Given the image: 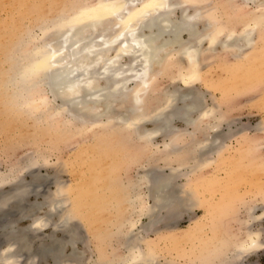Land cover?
<instances>
[{
  "label": "bare ground",
  "instance_id": "1",
  "mask_svg": "<svg viewBox=\"0 0 264 264\" xmlns=\"http://www.w3.org/2000/svg\"><path fill=\"white\" fill-rule=\"evenodd\" d=\"M204 2L205 0H85L79 6L73 5L70 10H67L69 7L60 10L52 18L42 19L37 28L39 35L27 30V33H21H26L23 40L18 41L17 38L10 51H7L11 53L3 58L4 63L8 64V72H12L8 80L0 82L6 86H0V93L3 97L8 94V97L0 100L4 103L12 100L7 103L10 105L8 109L19 108L22 111L23 108L25 115L40 113L43 118L56 125L57 138H61L59 135L62 132L66 136L86 133L92 135L91 146L85 150L86 155L90 154L88 161L92 162L86 168L88 175L84 172L86 170L81 171L80 178L69 188H65L69 192V201L59 200L57 207H64V214L58 215V222L59 227L62 225L61 231L64 230L62 233L68 235L73 233L70 229L71 232L68 233V228L75 218L90 232L92 223L98 218L96 216L107 211L106 208L117 211L116 216L109 218L107 223L125 253L117 256L119 249L111 247L112 245L110 248L113 252L108 256L98 250L97 264H162L159 261L163 258V253L161 255L160 252L173 251L178 246L174 242L178 236L177 224L185 209L204 207L203 219L192 220L186 229L179 232L182 238L192 236V239L199 240L205 220L219 207L208 196H202L198 201L196 188L198 189L197 184L202 185L205 180L202 178L203 170L216 163L212 157L214 149H219L215 153L221 162L227 157L230 148L225 139L228 135L225 136L218 130L224 124L229 126L231 122L227 113L218 112L222 101L207 106L203 93L198 92L197 86L205 78L200 60L206 53L217 54L214 51L220 49L229 52L236 61L232 74H243V77H234L233 82L243 83L244 79H251L254 75L248 71L254 66H260V74L264 75V0H230L236 7L235 10V7L232 8L234 15H229L221 7L223 15L220 18L215 15L216 7L206 9ZM245 7L249 10L244 11ZM237 24L241 26L240 31L235 29ZM121 59L125 61L120 62ZM173 68L177 72L176 77L182 91H178V87L170 89L172 91L164 89L166 92H161L160 97H152L157 75L166 71L169 73L168 70ZM177 80L173 78L171 82L174 84ZM233 82L234 87L241 85ZM207 83L213 85L212 81ZM5 88L12 91L11 95ZM48 93L53 99L60 100L58 107L51 105ZM151 97L154 100L151 101ZM115 103L117 107L114 106ZM16 113L18 114L17 111ZM179 122L183 124L182 127L176 126ZM148 124L153 126L151 130L146 129ZM257 127L255 131H260ZM209 133L214 135L207 142ZM197 134L205 136L206 141L198 140ZM159 136L163 139V151L158 152L157 156L161 154L158 159L152 158L162 161L166 166L175 164L176 167L170 168L168 175H163L155 168L137 181L128 180L131 182L128 185L112 187L111 194L103 196L104 185L97 186V183L104 180L100 177H115L120 162H133L134 157L128 152V144L135 142L136 145L139 143L152 150L155 139ZM243 140L249 148L246 149L248 157L250 151L254 154L264 148V143H260L261 140L255 136L249 135ZM244 149L236 151V155L238 153L244 158ZM229 154L228 158L231 156ZM155 155L156 153L153 154ZM260 157L259 161L256 160L258 157L255 158V163L262 160ZM112 159H115L114 163ZM106 160L111 162L104 174L97 167ZM263 162L264 160L261 161ZM260 168L257 170H261ZM85 177H93L92 182H87ZM181 177L185 178V184L179 183ZM9 178L0 177V185L7 183ZM13 178L15 180L12 183L16 185H13L15 188L11 190L13 194L10 199L5 192L6 197H0L1 216L13 208L20 211L26 209L23 206V199L27 194L25 188L21 186L22 181H18L20 178L11 179ZM32 179L36 183L39 178L33 176ZM61 188L64 187L57 189L55 196L59 193L61 196ZM46 196L42 204H36L35 209L45 206L48 211L56 212V204L48 194ZM11 202L13 206L9 205ZM30 206L27 209L33 208L34 211L32 206L35 204ZM254 210L255 208L247 210L248 216L243 222L246 231L239 237V248L229 249L228 244L233 239L229 233L221 242L218 239L212 241L206 255L191 258L198 260V264H240L248 251L257 250L261 245L260 231L252 229L258 219ZM126 215L130 220L129 217L123 220L122 217L127 218ZM142 218L146 221L141 222ZM211 221L212 218L210 223ZM214 222L215 220L212 223ZM44 227L45 218L37 217L32 221L28 232L37 233ZM96 233L94 234L97 235ZM28 235L26 232L18 237L15 233L6 235L3 242L6 248L0 252V264H17L18 256L11 249L14 242L20 244L21 251L31 256L27 264H36L34 259L40 258L57 260V255L59 257L65 248L63 241L58 243L52 237L38 239L36 235L31 238ZM74 236L70 237L72 243L78 238ZM35 241H38V245L32 247ZM72 261L80 264L78 256H74ZM170 262L171 260L165 263Z\"/></svg>",
  "mask_w": 264,
  "mask_h": 264
},
{
  "label": "rangeland",
  "instance_id": "2",
  "mask_svg": "<svg viewBox=\"0 0 264 264\" xmlns=\"http://www.w3.org/2000/svg\"><path fill=\"white\" fill-rule=\"evenodd\" d=\"M84 1L85 0H0V77L2 75L0 82L3 80L4 83V81L8 80L10 74L12 75V72H8V64L4 63V59L11 53H8L7 51H10V47L12 48V45L15 41H17V38L18 41L20 39L23 40L27 31H31L33 34L39 35L40 33L37 28L42 23V19L52 18L53 16H56L60 10H66V7H69L67 10H70L73 5L79 6V4H83ZM204 3H206V5L203 4L206 6V9L216 7L215 15L217 18H220L221 15H223V11L220 9L221 7L226 11V13L228 12L229 15H234L232 8L235 7V4L233 3L232 5L230 0H205ZM239 4L237 3V5ZM233 9L235 10L236 7ZM245 10L247 11L249 8L245 7L244 11ZM177 16L179 18V14ZM239 26V24L235 26L237 31H240L241 26L240 28ZM24 31L26 33L21 34ZM256 41L259 42V39ZM214 52L218 53L208 52L200 60L202 64L201 71L205 75V78L202 80L200 86H197V88L199 93H203L204 101L207 106L215 105V102H223L221 110L218 112L223 111L222 114L227 113V118L231 123L229 126H227V124L222 125L221 129L219 128L218 131H222L225 136L228 135V138L225 139V143L229 145L231 150H229V153L231 154H228L232 157L229 156V159L227 154L226 158L229 160L224 158L223 162H221L218 160L215 153L219 149H214L212 157L215 159L216 163L207 167L208 169L206 168L203 170L202 173L204 174V177L202 178L205 180L202 182V185L197 184L198 189L196 188L197 191H195L196 196L199 195L198 201L202 198V196H208V199L210 197V199L213 200L211 202L215 201L213 204L219 207H216L215 210L212 211L211 215L208 216V219L205 220V226L200 233L201 238L199 240H195L196 238L192 239V236L182 238V235L180 236L179 232L181 233L184 229H186L191 222H193L192 220L203 219V216L205 215H203V213H205L204 207L198 208L196 206L193 210L185 209V212H183L180 216L177 224L178 236L174 242H177L178 246L173 244V246H176V250L173 249V251L165 250L160 252L161 255L163 253V258L161 257L162 259L160 258L159 261L162 264H166L165 262H169L170 260L172 262H170V264H198L196 262L198 260H194L191 257L206 255V252L209 250V245L211 247L212 241L218 239V241L220 240L221 242L226 236H228L229 233L233 236V239L230 240L231 243L228 244L229 249L239 248L241 244L239 237L246 231V227L243 222L247 219L248 208H255L254 214L258 217V219L257 222L254 223L252 229L260 231L261 243H259L261 245L257 250L248 251L242 257L240 264H264V165H262L264 162L261 163V161L264 160V148H261L260 151L257 150L254 154L250 151L249 157L251 159H249L247 155L248 151L246 150L249 149L248 145L243 143V139L249 135H252L253 137L255 136L259 141L261 140L260 143H264V75L260 74V66H254L253 69L248 71V73H252V75H254L251 79H244L243 83L233 82L232 80L235 79L234 77H243V74L239 76H234L232 74L233 69L236 68L235 59L230 56L231 54L229 52L228 54L227 52L220 51V49H217ZM124 61V59H121L120 62ZM168 72L169 73L166 71V73L164 72L157 75L154 81V87L152 90L154 92L152 97H160L161 92H166L165 90L172 91L170 89H175L176 87L180 89V84L176 77V70L173 68L168 70ZM173 78L177 80L174 84L171 82ZM224 78H226V80ZM207 80L210 82L212 81L213 85H209ZM232 82L240 83L241 85L234 87L232 86ZM171 83L176 85L173 86ZM203 85H205L207 89L206 87L204 88ZM0 86L6 87L4 84H0ZM178 88V91H182V89L179 90ZM5 89L9 94L12 92L11 90L9 91L8 88ZM5 96L8 97V94H4V97ZM47 96L53 107H58L60 105L59 99H53L52 95L49 93ZM4 97L0 93V99H4ZM152 97L151 101L154 100ZM0 102V177H10V180L7 183L5 182L4 185H0V197L2 195L6 197L7 195L8 199H10L12 196L13 191L11 190H14L13 188L15 187L13 185H16L12 183L15 180L14 178L11 179L12 177L17 178V180L20 178L18 181H22L21 186H24V191L27 193L23 199V201H25L23 202L24 209L26 208L25 210L20 211L13 208L3 216L0 214V252L6 248V244L3 242L7 234L15 233L18 237L22 233L26 232L29 234L28 236L30 238L35 237V235L38 236V239H49L52 237L53 240H57L58 243L63 241L62 243L65 244L62 254H59V257L57 255V260H52V258H48L46 260L43 258H40L39 260L34 259L36 264H64L65 262L66 264H69L70 262L71 264H75L72 261L74 256L79 257L80 264H97L96 259L98 256V250L107 255L113 252L110 248L111 245V247L119 249L116 254L117 256L125 253V250L122 247H119L120 243L116 236L113 235L112 230L107 223L109 218L112 219L116 216L117 211L114 209L106 208L107 211L99 214V216H96L98 218H95L96 223H92L93 228L90 232L87 231L83 223L77 218L69 224L68 233L70 230L73 233H69V235L67 233H62L64 231H61L62 225L59 227V216L60 214H64V207L62 206L63 209L61 206L60 208L59 206L57 207L58 201H69V192H67L65 188H69L74 181L79 179L81 171L86 170L88 165L92 163L88 161L90 154L87 153L88 155H86L85 151L86 149H89V146H91L92 135L89 136L90 133H86L81 135L67 134L66 136V134L62 132L61 135H59L61 138H57L58 129L56 128V125L52 121L43 118L44 116L42 117L40 113L25 115L23 108L21 109L22 111H19L18 108L13 109L15 110L13 114V110L8 109L10 105L7 104L12 102L11 99L5 103L1 100ZM114 106L117 107V104L115 103ZM153 110L154 108L149 111V114H151L150 112ZM258 125L259 127H257ZM176 126L182 127L183 124L179 122ZM146 127L148 130L153 128L150 124ZM256 127L260 128L262 131H255L257 130ZM239 132L244 135L238 134ZM213 135L214 133H209V135H207V142H210L213 139ZM197 137L198 140L202 139L203 141H206L204 138L205 136L203 137L200 134H197ZM162 140L163 139L160 136L155 139V142L157 143L154 142L155 146L152 150H148L147 146H142L139 143H137V145L135 142L134 144L127 143L129 146L127 148L128 152L131 153L132 158L134 157L133 162L127 163V160L120 162V166L115 171V177H100V179L103 178L104 180H102L99 184L97 183V186L102 184L104 185V187H102V195L109 196L111 194L112 187L128 185V183H131L128 182V180L137 181L141 176H143V174L150 173V170H154L155 168L158 169L160 173H164L163 175H168L169 172H171L170 168H174L176 166L175 164H172V166H166L162 161L158 162V156L160 157L161 154L159 153L158 156L157 154L158 152L163 151ZM243 147L245 148L244 158H242L243 155L239 156L238 153L237 155L235 153L236 151L243 149ZM152 151L156 153L155 156H153L155 153ZM136 153H139V155ZM250 154L254 156H251ZM256 154L263 155H260L262 160L258 163H255V158L258 157L256 160L258 159L259 161L260 156H257ZM152 157H157V159ZM114 160L115 159H112L113 163ZM241 160L243 161L241 162ZM110 162L111 160H106L103 163H99L97 169H101V171L106 174L105 170H107L106 167ZM84 165L86 167H84ZM260 166H262V169ZM158 167H160V169ZM259 168L261 170L258 171L257 169ZM84 172L88 175L87 170ZM33 176L39 178L37 181L35 180L36 183L32 181ZM92 178L93 177H85L87 182ZM185 181L184 177L179 178V183L185 184ZM91 182L92 180L90 183ZM60 187H64L63 189L61 188V196L60 193L58 196H55V191ZM65 191L67 193H65ZM47 194L51 201L56 204L54 206L59 208H55V211H58V214L54 212V210H52L53 213L48 211L45 206L38 208V211L35 209L36 204H42L44 202L43 200L47 198ZM34 204L35 206H32L34 207V211L32 210L33 208L27 209L30 205ZM9 205H12V202ZM107 206L110 207L109 205ZM39 209L41 210L39 211ZM27 210L28 212H26ZM37 217L45 218V227L41 231L37 233L33 232V234H31L32 232H28L29 226ZM128 217L129 216H127V218L123 216L122 218L123 220H127ZM211 218L212 221L210 223ZM103 220H105V222ZM128 220H130V217ZM214 220L215 222L212 223ZM145 221L146 219L142 218L141 222ZM201 223H203V221ZM3 224H5V227H3ZM10 229L13 231H9ZM96 229L98 230L96 231ZM53 230L55 232H53ZM89 233L90 235H94V237L92 235L90 236ZM71 236H74L75 238L78 236L79 239L76 238L77 240H73L72 243L70 240ZM95 236L97 237L95 238ZM102 237L104 238L102 239ZM37 242L38 241L32 243V247L35 246V244L37 246ZM71 243L73 245H71ZM11 249H13L18 256L16 261L17 264H27L28 261L31 260V256L29 254L25 253V251H21L19 243L14 242V244H11ZM201 249L204 251H199ZM10 262L12 263V261Z\"/></svg>",
  "mask_w": 264,
  "mask_h": 264
}]
</instances>
